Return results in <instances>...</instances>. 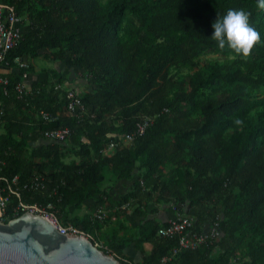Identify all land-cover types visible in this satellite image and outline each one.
Masks as SVG:
<instances>
[{"label": "trees", "instance_id": "1", "mask_svg": "<svg viewBox=\"0 0 264 264\" xmlns=\"http://www.w3.org/2000/svg\"><path fill=\"white\" fill-rule=\"evenodd\" d=\"M0 3L13 6L24 26L8 53L9 66H17L16 57L62 60L92 82L91 90L78 92L85 109L78 117L66 113L65 90L52 81L60 83L63 76L55 69L22 96L15 85L33 65L2 75L8 84H0V175L18 176L13 187L20 193L8 195L4 221L24 212L14 210L22 201L52 204L68 224L70 206L88 199L96 207L105 204L102 184L109 175L133 179L122 202L133 203L145 218L129 235L101 238L100 248L122 264L132 240L153 244L138 264H160L177 243L157 234L165 223L147 218L155 203L184 204L197 229L217 221L221 233L164 264H264V9L257 0ZM229 8L249 11V22L260 32L247 55L221 48L211 35L212 22ZM207 51L219 57L201 62ZM40 110L56 120L44 122ZM147 117L145 131L125 144L123 137ZM60 127L70 129L69 137L46 142L45 132ZM110 141L119 145L102 153ZM69 153L78 160L65 161ZM37 174L44 188L28 186ZM90 218L74 216L69 223L96 244L107 221ZM116 223L127 232L120 219Z\"/></svg>", "mask_w": 264, "mask_h": 264}, {"label": "built area", "instance_id": "2", "mask_svg": "<svg viewBox=\"0 0 264 264\" xmlns=\"http://www.w3.org/2000/svg\"><path fill=\"white\" fill-rule=\"evenodd\" d=\"M22 22L23 21L21 16L16 14L13 6L0 3V66L8 65V53L18 44L21 39V30L19 29V24H21ZM14 62L20 68H25L28 66V63L21 57H16L14 59ZM0 84L7 85L8 79L5 76L0 75ZM55 89H61V85L56 84ZM15 91L18 96H22L23 94L29 92L23 82H19L15 85ZM65 98L67 100L65 104V110L69 114H75L80 117L85 113L82 100L74 89L67 88L65 90ZM1 114H3L2 109L0 110V115ZM39 115L44 122H51L56 120L57 118V115H52L44 110H40ZM150 121L151 119L147 117L143 121L138 122L135 131L126 134L123 137V142H130L136 135H141L150 124ZM69 135L70 129L68 127H60L45 132V136L53 141L66 140ZM118 145L119 143L117 141H110L105 146V148L101 150V152L106 153L109 150H114ZM3 164L4 161L0 158V171ZM17 180L18 176H14L10 180L5 176L0 175L1 213H3L2 206H4L7 202L9 194H15L18 197L20 196L18 189L13 187V184H15ZM44 181V177L40 174H37L30 180L28 186L35 189L44 188ZM1 182H3V184ZM4 192H7V195H4ZM127 204L128 203L124 204L122 207H126ZM171 207L174 211L173 217H171L164 225L158 228L157 234L162 237L175 238L177 240V243L170 248L169 252L166 255L161 257L160 264L166 263L182 250L196 249L207 241L218 240L221 235L219 224L217 221H213L207 226L201 227V229H197V218L194 215L188 213L186 205L171 204ZM51 208H53L52 204H48L44 207L36 203H25L19 201L17 207L14 210L31 211L33 213L42 214L53 221L57 225L58 229L63 233L67 232L72 234H82L91 238L89 234L84 233L72 224L60 223L56 217L55 212L52 211ZM110 214V209L104 206H99L92 213L91 219L93 221L103 222L113 216H110ZM126 263L131 264L125 259L123 264Z\"/></svg>", "mask_w": 264, "mask_h": 264}, {"label": "crops", "instance_id": "3", "mask_svg": "<svg viewBox=\"0 0 264 264\" xmlns=\"http://www.w3.org/2000/svg\"><path fill=\"white\" fill-rule=\"evenodd\" d=\"M19 29L22 31L24 29L23 23L19 24ZM44 60L42 64H36L35 59L25 58L27 63L33 65L34 70L29 73H25L23 84L28 90H31L33 86L41 82L47 77V73L51 72L52 69L60 72L63 76L62 82H56V78H53L55 84L61 85V88L66 90L67 88L74 89L77 93L84 92L92 89L91 78L84 72V70L66 64L62 60H50L43 57H37ZM20 68L18 66L1 65L0 75H6L9 73H17ZM68 114V112H66ZM46 142H53V140L46 138ZM43 142V141H42ZM129 144L130 142H125ZM112 150L107 151V154H111ZM73 155V154H72ZM66 159H76L78 157L73 155L72 157L67 156ZM68 160V161H69ZM109 176V175H108ZM106 177L102 186L107 190V197L105 200L104 207L111 210L114 215L108 218L105 225L99 231V239L104 237V235L116 234V235H129V232L135 231L137 227L143 223L145 220L144 216L140 215L135 210V205L131 202H122L123 196L128 193L132 188L133 179H122L115 181L113 178ZM154 194H156L154 192ZM126 207H122L126 204ZM96 204L94 199L86 200L80 207H69V218L66 222H70V219L74 216H92V213L96 209ZM144 209V208H143ZM174 211L171 204L161 205L160 203H155L151 206L149 213L147 215L148 219H153L160 224L166 223L171 217H173ZM91 219V218H90ZM117 219H120L126 226L127 232L125 233L124 228L117 229ZM153 244L148 241H143L141 243H136L135 240L130 241L126 247L123 249V254L127 261L131 264L141 263L144 258L151 252Z\"/></svg>", "mask_w": 264, "mask_h": 264}, {"label": "water", "instance_id": "4", "mask_svg": "<svg viewBox=\"0 0 264 264\" xmlns=\"http://www.w3.org/2000/svg\"><path fill=\"white\" fill-rule=\"evenodd\" d=\"M0 264H122L89 237L61 232L42 214L24 211L8 221L0 208Z\"/></svg>", "mask_w": 264, "mask_h": 264}, {"label": "clouds", "instance_id": "5", "mask_svg": "<svg viewBox=\"0 0 264 264\" xmlns=\"http://www.w3.org/2000/svg\"><path fill=\"white\" fill-rule=\"evenodd\" d=\"M258 6L264 9V0H257ZM251 13L244 8H229L227 12L216 17L212 22V36L221 48L228 46L235 52L247 55L255 42L261 39L258 29L250 22Z\"/></svg>", "mask_w": 264, "mask_h": 264}, {"label": "rangeland", "instance_id": "6", "mask_svg": "<svg viewBox=\"0 0 264 264\" xmlns=\"http://www.w3.org/2000/svg\"><path fill=\"white\" fill-rule=\"evenodd\" d=\"M219 57V54L217 53V52H213V51H207L205 54H203L202 56H201V62H203V61H205V60H210V59H215V58H218ZM35 62H36V64H42L43 62H44V60L43 59H41V58H36L35 59ZM188 71V69H181V71L180 72H182V73H184V72H187ZM68 156L69 157H72L73 155L71 154V153H69L68 154ZM64 160L65 161H68L66 158H64ZM108 176V175H107ZM109 177V176H108ZM156 193V192H155ZM56 214V213H55ZM56 217H57V219H58V221L60 222V223H62V221L59 219V217L57 216V214H56ZM68 224H70V223H68ZM97 245L99 246V247H102V242H101V240L99 241H97Z\"/></svg>", "mask_w": 264, "mask_h": 264}]
</instances>
